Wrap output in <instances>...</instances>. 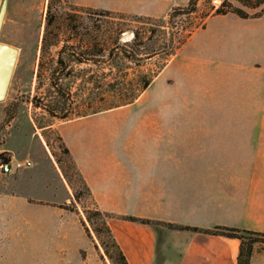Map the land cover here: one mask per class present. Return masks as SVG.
<instances>
[{
	"label": "crops",
	"instance_id": "0c3cea01",
	"mask_svg": "<svg viewBox=\"0 0 264 264\" xmlns=\"http://www.w3.org/2000/svg\"><path fill=\"white\" fill-rule=\"evenodd\" d=\"M188 1L145 0L142 9L114 7L161 16L168 7ZM194 39L196 44L180 61L182 80L172 78L173 92L164 90L157 106L141 118L136 128L141 136L131 135L127 123L111 122L108 116L130 104L59 123L97 207L114 215L108 223L131 264H238L241 240L120 215L264 232V12L250 17L211 13L165 67ZM181 97L194 100L195 113L253 114L259 120L182 121V107L176 104ZM5 107L0 101V121ZM39 140L44 158L49 147L43 136ZM7 149L12 150L0 146V152ZM17 160L32 161L24 167L39 163L37 158L17 156L10 162ZM63 183L69 192L65 177ZM46 186L49 189L52 181ZM61 201L48 209L51 226L55 224L57 236L65 240L51 244V262L104 264L103 248L86 231L85 214L62 207L66 201ZM19 204L31 208L28 199ZM33 216L24 220L37 226ZM77 227L81 233H76ZM252 264H264L263 242L255 243Z\"/></svg>",
	"mask_w": 264,
	"mask_h": 264
},
{
	"label": "rangeland",
	"instance_id": "374dc122",
	"mask_svg": "<svg viewBox=\"0 0 264 264\" xmlns=\"http://www.w3.org/2000/svg\"><path fill=\"white\" fill-rule=\"evenodd\" d=\"M50 1L10 0L1 32V40L18 47L19 55L7 97L1 100L6 107L5 116L0 121V125L3 124L0 129L2 140L0 146H10L12 150L7 149L0 152L4 153L0 156V164L10 162L16 156L19 159L37 158L39 163L37 167H15L14 171L9 174L0 172V264H53L50 258L51 244H55L56 240L64 244L65 240L62 235L57 236L55 224L51 226L52 217L48 214L50 206L55 202L60 203L63 202L61 200H65L64 204L75 205L77 211L84 214L85 209L93 210L96 207L94 200L86 193L81 176L70 156L63 150L62 141L59 139V123L69 120L70 117L74 118L79 113L93 111L100 105L101 70L95 64L70 60L72 73L64 76L61 81L65 88L71 89L76 100L75 108L67 119L54 116L43 107L37 106L35 101L43 100L47 103L62 105L64 98L53 82V71L57 64L59 50L67 41L76 43L77 37L81 36L89 43H95L96 38H100L102 34L99 24L104 23V28L107 29L110 25L112 26V21L123 20L138 26L142 25V22L137 16H150L140 11L114 7L130 5L142 9L145 0H52V9L49 12ZM219 1L200 0L197 12L175 18L177 27L186 33V29L202 26L206 15L223 2L221 0L219 6L216 7ZM231 1L242 6L237 0ZM180 5H186V3ZM245 8L252 13L257 11V9ZM102 9L119 11L124 16L123 14L105 16L101 13ZM170 10L168 7L161 16L153 17L167 19ZM48 20H50V24H48ZM125 30H123V40L131 39L133 33L125 35ZM58 34L59 40L56 38ZM45 35H47L46 48L43 46ZM197 39L183 47L184 52L182 51L183 53L174 63L161 71L137 101L125 108L108 113L110 121H119L120 125L127 123L126 129L131 135L141 136L139 129H136L141 118L150 108L157 106L161 99L159 97L164 90L173 92L172 78L178 82L182 80L180 61L183 55L194 47ZM156 67L157 63L151 61L146 63L142 69L152 71ZM193 102L194 100L189 97H181L176 100V104L182 107V121L259 120V116L253 114L227 117V115L221 114L195 113L192 111L198 108L192 109L195 105ZM9 114H13L14 117L8 123H4ZM37 121L42 122L45 126L39 127ZM68 128L72 129V126L70 125ZM41 136L49 147L48 154L44 158L46 151L39 140ZM47 139L50 145L47 143ZM27 150H30V153H27ZM9 158L10 161H8ZM58 158L61 160L60 163ZM61 166L66 169L82 193L79 201L75 199L73 189ZM64 177L71 187L69 192L63 183ZM49 181H52V186L48 189L46 184ZM53 190H55L54 193ZM25 198L31 202L30 210L24 209L19 204L22 201L26 202ZM34 214L37 216L39 224L30 226L24 219ZM95 221L100 225L102 219L96 218ZM86 225L89 226L92 233L91 236L89 235L92 237L91 240L99 244V248L102 249L94 228L87 218ZM75 231L76 233L80 232L78 227ZM104 235L108 238L106 233ZM93 249L97 248L93 247ZM61 253L59 252V254ZM104 264L113 263L108 256H105Z\"/></svg>",
	"mask_w": 264,
	"mask_h": 264
},
{
	"label": "trees",
	"instance_id": "16d2710c",
	"mask_svg": "<svg viewBox=\"0 0 264 264\" xmlns=\"http://www.w3.org/2000/svg\"><path fill=\"white\" fill-rule=\"evenodd\" d=\"M51 1L49 2V12L52 9ZM199 1L200 0H189L186 5L173 6L167 19L156 18L153 16H137L142 22V25L138 26L126 23V21L123 20L118 22L112 21V26L110 25L107 29L104 28V23L99 24L102 34L100 35V38H96L95 43H89V41H86L83 36L77 37L78 40L76 43H69L67 41L58 52L57 64L53 71L54 85L64 98L62 100V105L47 103L43 100L35 101V104L43 107L54 116L66 119L70 117L71 111L75 108L76 100L72 95L71 89L69 87L65 88L61 81L64 76H68L72 73V70L70 69V60H75L79 63L95 64L101 70L100 105L95 110L79 113L76 117L135 102L151 85L167 65L169 60L177 53L178 49L189 39L193 31L198 28L186 29V33H183L179 27H177L175 18L181 15H190L197 12ZM237 1H239L243 7L236 5L231 0H223L219 7L206 15V18L211 13L222 14L234 12L241 17H250L260 16L264 12V0ZM245 7L257 9V11L252 13ZM101 13L105 16L123 14L119 11L110 9H102ZM205 20L202 26L205 25ZM48 24H50V20H48ZM125 29H130L133 33V37L129 40H123V30ZM46 38L47 35L43 38V46L45 48ZM56 38L59 40V34ZM151 61L157 63L155 69L152 71L142 69L146 63ZM13 117V114L7 115L4 123H8ZM69 119L73 118L70 117ZM37 124L39 127L45 126L40 121H37ZM1 127H3V124L0 125V129ZM59 139L62 141L63 150L70 156L73 165L78 170L86 193L94 200L91 187L79 170L77 162L60 132ZM1 143L2 140L0 138V144ZM47 143L50 145L48 139ZM3 154L4 153H0V156ZM54 155L57 156L56 153H54ZM8 161H10V158ZM58 162H61L59 158ZM61 168L73 189L75 199L79 201L82 197V193L76 187L66 169L63 166H61ZM94 204L96 206L95 209H85V214L87 220L92 224L96 236L103 247V257L108 256L113 264H131L114 231L108 223V218L114 215L98 208L95 200ZM61 206L71 211H77L75 205L61 204ZM120 217L152 225L162 224L173 228L192 229L200 232L238 238L241 240L238 264H252L255 243H264L263 231L242 227L216 225L212 228H203L199 226L168 223L136 215H120ZM96 218L102 219L100 225L96 224ZM83 222L86 225L85 219H83ZM85 227L88 235L91 236L92 233L89 226L86 225ZM104 233L107 234L108 238L105 237ZM96 246L99 247V244L96 243Z\"/></svg>",
	"mask_w": 264,
	"mask_h": 264
},
{
	"label": "water",
	"instance_id": "95a60500",
	"mask_svg": "<svg viewBox=\"0 0 264 264\" xmlns=\"http://www.w3.org/2000/svg\"><path fill=\"white\" fill-rule=\"evenodd\" d=\"M10 0H0V101L7 97L15 72L19 48L1 40V32ZM132 33L125 30L124 34Z\"/></svg>",
	"mask_w": 264,
	"mask_h": 264
},
{
	"label": "built area",
	"instance_id": "2783aa9c",
	"mask_svg": "<svg viewBox=\"0 0 264 264\" xmlns=\"http://www.w3.org/2000/svg\"><path fill=\"white\" fill-rule=\"evenodd\" d=\"M30 165H32L31 160H18L16 163L3 162L0 164V169L4 173H11L14 171L15 167L21 168V167L30 166Z\"/></svg>",
	"mask_w": 264,
	"mask_h": 264
}]
</instances>
